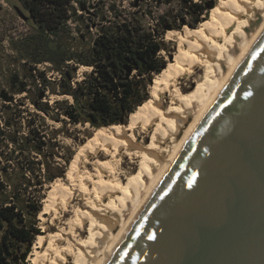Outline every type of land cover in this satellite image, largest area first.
<instances>
[{
	"label": "trees",
	"instance_id": "obj_1",
	"mask_svg": "<svg viewBox=\"0 0 264 264\" xmlns=\"http://www.w3.org/2000/svg\"><path fill=\"white\" fill-rule=\"evenodd\" d=\"M21 2L30 14V31L10 44L21 69H8L10 92L0 89V264H27L42 233L38 188L66 173L67 165L56 160L62 152L46 130V118L89 123L97 130L126 126L152 99L155 74L169 67L163 52L172 55L173 43L166 33L186 25L197 30L204 13L219 5L214 0ZM16 94L25 95L16 99ZM26 100L35 108L32 116L12 108Z\"/></svg>",
	"mask_w": 264,
	"mask_h": 264
},
{
	"label": "bare ground",
	"instance_id": "obj_2",
	"mask_svg": "<svg viewBox=\"0 0 264 264\" xmlns=\"http://www.w3.org/2000/svg\"><path fill=\"white\" fill-rule=\"evenodd\" d=\"M263 31L264 0H224L199 29L185 28L175 63L157 75L153 98L132 114L126 127L98 130L76 153L68 177L71 183L78 181L85 209H75L69 222L73 227L53 236L43 264H105ZM200 69L204 75L194 80L195 89L185 91L190 86L181 79L189 80ZM106 156L111 157L108 163L100 160ZM124 158L137 165V174L132 166L123 170ZM72 193L70 186L53 187L45 209L53 203L66 208ZM43 236L39 234L40 241ZM65 239L71 241L69 248L61 246Z\"/></svg>",
	"mask_w": 264,
	"mask_h": 264
},
{
	"label": "water",
	"instance_id": "obj_3",
	"mask_svg": "<svg viewBox=\"0 0 264 264\" xmlns=\"http://www.w3.org/2000/svg\"><path fill=\"white\" fill-rule=\"evenodd\" d=\"M105 264H264V31Z\"/></svg>",
	"mask_w": 264,
	"mask_h": 264
},
{
	"label": "rangeland",
	"instance_id": "obj_4",
	"mask_svg": "<svg viewBox=\"0 0 264 264\" xmlns=\"http://www.w3.org/2000/svg\"><path fill=\"white\" fill-rule=\"evenodd\" d=\"M222 1L224 0H214L213 3L216 4L218 2V4H220ZM18 8L21 9L28 17L30 16L28 10L25 8L21 0H0V89L1 87H4L8 92H10L9 87H7V84H6L7 76L9 72L8 69H12V68L17 69V67H18V70L21 69V66H20L21 62L17 61V59L15 58L17 56V53L13 51V49L10 46L11 41L13 39H19L20 37H22L23 35H25L26 33L30 31L29 22L26 21L23 17H21L18 14V11H17ZM210 10H207V12L204 13L202 17V21H205V20L207 21L210 19V13H211ZM188 27L189 26L186 25L183 28L176 30L178 31L177 33L170 34L169 36L165 35L166 41L168 42L170 41L171 43H173L172 44V47H173L172 55L169 56V54L163 52V55L165 56L169 66L175 63V59L177 55L179 54L178 48H179L180 38L181 36L185 35V28L187 29L191 28V27L189 28ZM197 27L199 29L201 27V23H199ZM45 66H46L45 63L39 64L40 68H45ZM85 70H86L85 67L79 70V79L83 77V72ZM48 72H49V75L51 76L50 71ZM203 75H204V70L200 69L197 72H195L193 77H191L189 80L186 81L185 79H181L182 83H185V85L190 86L185 91L194 90L197 85V83L194 80L196 78H201ZM154 79L155 81L157 80V74H155ZM153 86L154 84L152 86L150 85V90H152ZM151 93H150V98H153ZM24 95L25 94H19V95L16 94L15 97L16 99H19V98H23ZM48 98H51V100H53L56 98V96L51 95ZM161 102L163 103L164 107H166L168 104L167 98H163ZM1 105H2V101L0 98V106ZM12 108L14 110L17 109L16 111H18L19 114L21 113L22 115H26V116H32V112L35 111L34 106L27 100L24 101V104H22L21 106H18V108H16L15 106H13ZM1 114H2V109L0 107V115ZM36 121H37L36 123H38L39 126L41 127V122L38 121L37 119ZM46 123H47L46 130L48 131L50 137L55 138V140L58 142L59 147H60L58 150L62 152L61 154L62 156H65L64 158L62 156L58 157L56 160L59 163H62L67 166H66V173L63 177H59L50 183H45V185L41 187L39 186L38 188L39 190L38 193L40 194V198L42 200L41 201L42 211L40 212L38 218H39V225L42 231V233L40 234L44 236H43V241H40V238L38 237L39 235L37 236L33 246L30 249V252L27 255V258H26L27 264H41V263L43 264L44 257L46 256V254L49 253L48 247L50 246L51 241L54 238L53 236L57 235L58 233H63L71 229L73 226H71L70 223H71V220L74 219L76 210L78 208L85 209V205L83 203L84 200L82 198L84 196L79 186V183L77 180L76 182L71 183L68 177V172L72 166V162L75 158L76 153H78L81 150V148L86 143H88L89 140L98 131L97 130L98 128L96 129L95 127H92L89 123H86V124L67 123L66 125H64L62 122L54 121L48 117L46 118ZM128 124L129 123L125 125L127 126ZM99 130H103V128ZM53 131H58V132L56 134H52ZM136 134H138L137 130H136ZM138 138H140L139 134H138ZM147 140H149V137L147 138ZM70 153L72 154L71 155L72 158L70 162L68 163L66 161V158L70 155ZM124 159H125V162L122 165L123 170H126L127 172H129L131 171L130 167L132 166L133 168L135 167L133 172L135 171L134 173L137 174L138 173L137 165L131 164L129 161V158H124ZM100 160L108 163L111 161V157H108V156L100 157ZM88 166H89V169L93 171L92 165L89 164ZM42 173L43 171L41 172V174ZM125 181L127 184L128 183L127 179ZM60 184L63 186L65 185V186H70L73 188L70 205L66 206V208L62 207L63 209L60 210L58 209L57 205L55 206L53 203V205L50 206L51 208L47 211L45 207H46V202L48 201L47 198L50 194V191L53 189V187H58ZM90 187H92V184L90 185ZM53 201L56 203V200H53ZM44 210L46 212H43ZM65 222L67 223L65 224ZM87 235H88V232L86 231L83 234V237H86ZM66 237L67 239L71 238L69 240H72L73 242L75 241V237L73 236L67 235ZM67 239L64 240L67 243L62 241L63 244L61 243L62 244L61 246L68 247L69 244H71V241L70 243H68L69 240ZM44 252H47V253L43 254ZM71 264H74V263H71Z\"/></svg>",
	"mask_w": 264,
	"mask_h": 264
}]
</instances>
